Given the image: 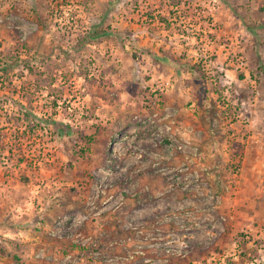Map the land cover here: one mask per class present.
I'll use <instances>...</instances> for the list:
<instances>
[{
	"label": "rangeland",
	"instance_id": "rangeland-1",
	"mask_svg": "<svg viewBox=\"0 0 264 264\" xmlns=\"http://www.w3.org/2000/svg\"><path fill=\"white\" fill-rule=\"evenodd\" d=\"M0 264H264V0H0Z\"/></svg>",
	"mask_w": 264,
	"mask_h": 264
},
{
	"label": "built area",
	"instance_id": "built-area-1",
	"mask_svg": "<svg viewBox=\"0 0 264 264\" xmlns=\"http://www.w3.org/2000/svg\"><path fill=\"white\" fill-rule=\"evenodd\" d=\"M169 85V82H164L163 84L160 85L159 87V91L163 90L164 88H166Z\"/></svg>",
	"mask_w": 264,
	"mask_h": 264
}]
</instances>
